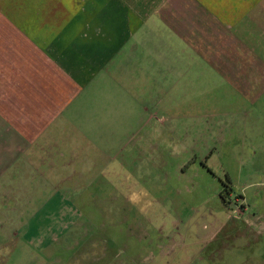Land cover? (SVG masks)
<instances>
[{"label":"rangeland","instance_id":"1","mask_svg":"<svg viewBox=\"0 0 264 264\" xmlns=\"http://www.w3.org/2000/svg\"><path fill=\"white\" fill-rule=\"evenodd\" d=\"M182 66L99 104L78 168L4 171L0 264H264V99Z\"/></svg>","mask_w":264,"mask_h":264},{"label":"crops","instance_id":"2","mask_svg":"<svg viewBox=\"0 0 264 264\" xmlns=\"http://www.w3.org/2000/svg\"><path fill=\"white\" fill-rule=\"evenodd\" d=\"M182 65L261 104L264 0H0V182L9 169L78 168L68 154L81 162L99 104L135 90L146 102L150 75Z\"/></svg>","mask_w":264,"mask_h":264}]
</instances>
